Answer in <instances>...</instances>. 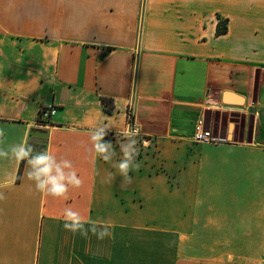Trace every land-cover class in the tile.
Returning <instances> with one entry per match:
<instances>
[{
	"label": "crops",
	"instance_id": "0c3cea01",
	"mask_svg": "<svg viewBox=\"0 0 264 264\" xmlns=\"http://www.w3.org/2000/svg\"><path fill=\"white\" fill-rule=\"evenodd\" d=\"M48 104L54 125L34 126ZM200 116L231 141L196 142ZM128 120L151 138L131 183L112 166ZM100 123L117 155L93 164ZM0 129V147L27 131L83 180L53 198L0 160V180L17 176L0 189V264H264V0H0ZM65 207L109 235L65 230Z\"/></svg>",
	"mask_w": 264,
	"mask_h": 264
},
{
	"label": "clouds",
	"instance_id": "9594fccd",
	"mask_svg": "<svg viewBox=\"0 0 264 264\" xmlns=\"http://www.w3.org/2000/svg\"><path fill=\"white\" fill-rule=\"evenodd\" d=\"M110 128L100 123L91 128L88 132L91 142V148L88 150L93 155V164L96 158L102 159L104 162H113V158L117 155L112 143L106 142L104 137ZM123 139L119 143V151L121 158L115 161L112 166L116 168L119 174L125 178L128 183H131L129 172L132 169H139L140 165L137 161L139 149L137 147L139 135V127L128 128L122 134ZM28 132L24 133V138L8 148L0 147V160H14L17 168L21 162H26L27 171L25 173L27 179L34 183L35 190L46 196L53 198L67 199V194L70 188H79L83 184V180L78 176L77 171L72 163L67 158H57V156L44 150L33 154V147L27 140ZM5 132L0 129V144L4 143L3 138ZM145 146L147 143L145 142ZM109 181L114 180L112 173L108 174ZM17 176L15 172H10L3 180H0V189L8 188L15 185ZM6 199L3 191H0V201ZM64 219L65 230L80 232L84 237L88 236L89 231L97 236L98 239H103L109 235L108 222L103 223L102 230L97 231L95 221L88 218L85 219L80 212L74 211L71 207H65L62 212ZM90 227H85V225Z\"/></svg>",
	"mask_w": 264,
	"mask_h": 264
},
{
	"label": "built area",
	"instance_id": "2783aa9c",
	"mask_svg": "<svg viewBox=\"0 0 264 264\" xmlns=\"http://www.w3.org/2000/svg\"><path fill=\"white\" fill-rule=\"evenodd\" d=\"M55 112L56 106L54 104H48L40 107L38 118L33 125L40 128H47L53 126L54 124L50 121V117ZM130 127L134 128V126L128 120L127 129ZM121 134L117 136L119 139H123ZM193 138L196 142L208 144L228 143L231 141V139L228 138L226 135H219L213 132L210 128H208L205 124V119L202 116H200L194 124ZM145 142L147 143V146H145ZM150 142V137L140 138L137 144V147L139 149V154L137 158H139L146 149H149L151 147Z\"/></svg>",
	"mask_w": 264,
	"mask_h": 264
},
{
	"label": "trees",
	"instance_id": "16d2710c",
	"mask_svg": "<svg viewBox=\"0 0 264 264\" xmlns=\"http://www.w3.org/2000/svg\"><path fill=\"white\" fill-rule=\"evenodd\" d=\"M225 30H226L225 24H222V22L219 20L217 23L216 33H218V34L222 33ZM101 103L107 112H111L114 108L112 100L107 98V97H102ZM19 170H20V168H19Z\"/></svg>",
	"mask_w": 264,
	"mask_h": 264
},
{
	"label": "rangeland",
	"instance_id": "374dc122",
	"mask_svg": "<svg viewBox=\"0 0 264 264\" xmlns=\"http://www.w3.org/2000/svg\"><path fill=\"white\" fill-rule=\"evenodd\" d=\"M231 125L229 126V131H233V129H237V131H243L246 127V123L244 118L239 117L235 118V120L229 122ZM250 126V125H249Z\"/></svg>",
	"mask_w": 264,
	"mask_h": 264
},
{
	"label": "water",
	"instance_id": "95a60500",
	"mask_svg": "<svg viewBox=\"0 0 264 264\" xmlns=\"http://www.w3.org/2000/svg\"><path fill=\"white\" fill-rule=\"evenodd\" d=\"M229 95H230L229 92H227V91L223 92L222 99L224 102H226V103L230 102ZM238 102H240V100Z\"/></svg>",
	"mask_w": 264,
	"mask_h": 264
}]
</instances>
